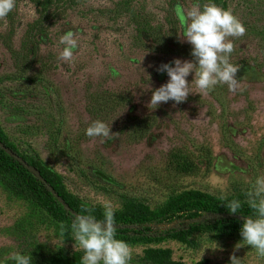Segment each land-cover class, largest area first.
Masks as SVG:
<instances>
[{
    "label": "rangeland",
    "instance_id": "1",
    "mask_svg": "<svg viewBox=\"0 0 264 264\" xmlns=\"http://www.w3.org/2000/svg\"><path fill=\"white\" fill-rule=\"evenodd\" d=\"M194 3L231 10L245 26L246 35L230 38L239 89L200 93L190 73L186 101L152 109V91L169 80L158 67L194 61L176 11ZM129 14L152 32L136 37ZM69 29L79 44L71 64L59 59ZM96 120L115 140L85 134ZM0 129L16 158L43 167L65 199L102 213L110 201L115 212L148 216L183 191L247 202L264 176V0H16L0 20ZM182 227L178 237L126 241L129 264H231L232 255L264 264L241 234ZM14 252L31 264L82 263L84 255L71 225L0 170V264H15Z\"/></svg>",
    "mask_w": 264,
    "mask_h": 264
},
{
    "label": "clouds",
    "instance_id": "2",
    "mask_svg": "<svg viewBox=\"0 0 264 264\" xmlns=\"http://www.w3.org/2000/svg\"><path fill=\"white\" fill-rule=\"evenodd\" d=\"M16 7V0H0V20H5ZM181 25V42L192 46L191 55L194 61L174 59L171 63L161 64L157 71L166 72L169 80L152 91L149 101L152 109L169 100L179 104L187 100L192 92L186 79L194 73L196 87L200 93H207L217 85L226 84L231 91L239 89L236 74L239 68L230 62L235 50L233 40L246 35V28L231 10L224 9L215 3H206L202 7L194 3L185 10L182 5L176 7ZM59 44L63 49L59 59L71 64L74 52L79 44L72 29L64 32ZM89 137H103L105 142L115 140L118 133H112L103 121L96 120L86 129ZM247 204L253 215L248 216L242 225L243 244L250 245L259 257L264 258V176L256 178L247 193ZM103 219L95 217L93 209L85 206V214H77L71 224L75 244L83 251L82 264H129L133 248L126 241L117 238L115 224L116 207L110 201H103ZM235 214L241 211L242 204L233 200L227 205ZM242 245L238 243L236 248ZM15 264H31V256L20 252L11 253L8 257ZM231 264H241L240 259L232 255Z\"/></svg>",
    "mask_w": 264,
    "mask_h": 264
},
{
    "label": "trees",
    "instance_id": "3",
    "mask_svg": "<svg viewBox=\"0 0 264 264\" xmlns=\"http://www.w3.org/2000/svg\"><path fill=\"white\" fill-rule=\"evenodd\" d=\"M131 12V11H130ZM129 12V13H130ZM134 24L136 37L140 34L144 35V31L152 27L148 25V21L143 19L139 14H129ZM174 26V24H172ZM0 142L14 151L5 139L0 129ZM35 169L39 175L37 177L30 169ZM0 170L9 171L16 175L24 187L29 190L32 197L47 211L58 219L72 224L77 214H85V205L77 201H69L65 199L52 184L51 179L43 167L37 162H28L18 159L16 156L8 155L0 148ZM47 185H50L57 194L64 200L66 206H62L53 195L48 191ZM235 199L218 200L210 195L197 191H183L171 196L168 203L161 212L146 215L126 214L115 212V224L117 229V238L124 241H136L143 238L154 236L168 235L178 237L182 226L186 228L202 227L223 233L241 234L244 220L253 215L252 210L248 207L247 202L239 200L242 204L241 211L233 214L227 205ZM93 209L97 219H103V213L97 206H87ZM177 221L182 223L181 227H167L161 230H155L153 225L158 223L168 224ZM183 228V227H182ZM58 264H82L62 261Z\"/></svg>",
    "mask_w": 264,
    "mask_h": 264
},
{
    "label": "water",
    "instance_id": "4",
    "mask_svg": "<svg viewBox=\"0 0 264 264\" xmlns=\"http://www.w3.org/2000/svg\"><path fill=\"white\" fill-rule=\"evenodd\" d=\"M0 148L6 152L8 155L11 156H15L14 153L6 146H4L1 142H0ZM29 169L37 176L39 177L37 171L35 169H33L32 167H29ZM40 178V177H39ZM41 179V178H40ZM47 189L48 191L53 195V197L56 199L57 202H59L62 206H66V203L64 202V200L57 194V192L50 186L47 185Z\"/></svg>",
    "mask_w": 264,
    "mask_h": 264
}]
</instances>
